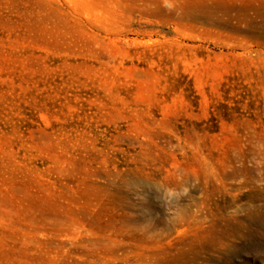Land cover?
I'll list each match as a JSON object with an SVG mask.
<instances>
[{"label": "rangeland", "instance_id": "rangeland-1", "mask_svg": "<svg viewBox=\"0 0 264 264\" xmlns=\"http://www.w3.org/2000/svg\"><path fill=\"white\" fill-rule=\"evenodd\" d=\"M0 264H264V0H0Z\"/></svg>", "mask_w": 264, "mask_h": 264}]
</instances>
